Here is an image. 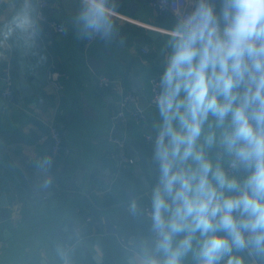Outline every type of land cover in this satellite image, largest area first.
I'll list each match as a JSON object with an SVG mask.
<instances>
[{
    "label": "crops",
    "instance_id": "1",
    "mask_svg": "<svg viewBox=\"0 0 264 264\" xmlns=\"http://www.w3.org/2000/svg\"><path fill=\"white\" fill-rule=\"evenodd\" d=\"M21 2L0 0V22ZM48 2L63 32L38 21L35 37L0 44V218L8 216L0 221V264H60L65 258L58 249L69 264H136L142 244L154 248L144 206L157 173L145 135L154 134L158 120L150 95L163 64L161 30L172 26L174 15L159 14L148 0H116L112 33L87 43L78 34L77 12H67L63 0ZM50 71L59 72L62 88L49 81ZM8 73L15 79V103L1 96ZM101 73L116 83L99 88ZM23 77L32 95L24 94ZM128 91L139 95L140 108V95L149 98L146 118L116 126L111 117ZM52 124L70 153L52 154ZM115 136L125 139L134 164L119 163ZM69 180L75 189L67 188ZM133 199L142 214H130Z\"/></svg>",
    "mask_w": 264,
    "mask_h": 264
},
{
    "label": "clouds",
    "instance_id": "2",
    "mask_svg": "<svg viewBox=\"0 0 264 264\" xmlns=\"http://www.w3.org/2000/svg\"><path fill=\"white\" fill-rule=\"evenodd\" d=\"M78 2L81 38L112 33L116 0ZM177 3L153 81L154 248L136 264H264V0ZM38 32L35 0H22L0 44ZM129 212L142 214L135 199Z\"/></svg>",
    "mask_w": 264,
    "mask_h": 264
},
{
    "label": "built area",
    "instance_id": "3",
    "mask_svg": "<svg viewBox=\"0 0 264 264\" xmlns=\"http://www.w3.org/2000/svg\"><path fill=\"white\" fill-rule=\"evenodd\" d=\"M149 5L154 8L159 14H164L167 12L174 13L178 7L177 0H148ZM49 2L48 0H38L37 1V13L38 21L45 24L50 29H53L55 32L61 33L65 30V27L62 23L57 21L48 11ZM99 37V36H97ZM97 37L92 39H87V43L93 42ZM145 52H149V48L144 49ZM60 74L57 71L49 72V81L54 84L57 88H62L63 84L60 81ZM158 77L152 79L151 86V95H150V104L152 103L153 98V81ZM116 83L115 78H112L106 74H99L96 78V84L101 89L111 88ZM1 96L8 101L9 103H15L17 100V93L15 91V79L8 73L4 77V85L1 89ZM133 119L136 123H141L145 120L146 114L145 110L139 107V95L133 91H128L123 95L120 100V106L118 110L113 113L111 119L114 125H126L130 119ZM151 134L147 133L145 135V141L151 143L149 136ZM47 138L51 140V151L53 155H58L61 153H70V148H68L64 143V137L61 129L56 125L52 124L49 126ZM114 143L116 145L115 156L117 157L120 164L128 165L134 164L136 158L129 153L127 143L124 138L115 136ZM149 208V203L144 206L145 210ZM146 215V213H145ZM148 218V216L146 215ZM60 264H69L67 259H64Z\"/></svg>",
    "mask_w": 264,
    "mask_h": 264
},
{
    "label": "water",
    "instance_id": "4",
    "mask_svg": "<svg viewBox=\"0 0 264 264\" xmlns=\"http://www.w3.org/2000/svg\"><path fill=\"white\" fill-rule=\"evenodd\" d=\"M63 4L65 7V10L67 12H77L78 10V1L77 0H63ZM91 64L93 65V67L97 68L99 66L98 62L95 59L91 60ZM21 86L23 88L24 94L25 95H32L33 94V88L32 86L29 84L28 80L23 77L21 79ZM141 87H137L134 90L138 91L140 90ZM149 105V98L145 95V94H141L140 95V106L142 109L146 108ZM52 142L51 140H49V147L51 148ZM41 186L44 190V192L49 196L51 195L50 193V189L48 186L45 185V183L43 181H41ZM75 184H74V180H69V182L67 183V188L69 189H75ZM53 193V192H52ZM8 218L7 214H3V217L0 218V221H4ZM4 229L7 231V226L4 225ZM111 231V230H110Z\"/></svg>",
    "mask_w": 264,
    "mask_h": 264
}]
</instances>
